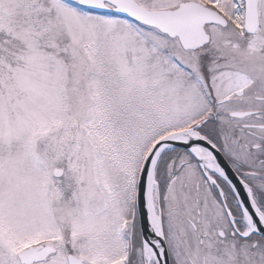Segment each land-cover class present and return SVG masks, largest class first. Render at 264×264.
Segmentation results:
<instances>
[{
	"label": "snow or ice",
	"instance_id": "1",
	"mask_svg": "<svg viewBox=\"0 0 264 264\" xmlns=\"http://www.w3.org/2000/svg\"><path fill=\"white\" fill-rule=\"evenodd\" d=\"M0 264H264V0H0Z\"/></svg>",
	"mask_w": 264,
	"mask_h": 264
}]
</instances>
